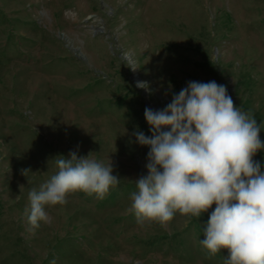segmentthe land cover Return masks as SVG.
I'll return each mask as SVG.
<instances>
[{"label":"rangeland","instance_id":"rangeland-1","mask_svg":"<svg viewBox=\"0 0 264 264\" xmlns=\"http://www.w3.org/2000/svg\"><path fill=\"white\" fill-rule=\"evenodd\" d=\"M190 81L224 85L264 141V0H0V264H225L200 243L215 204L167 228L129 211L145 108ZM71 151L111 161L120 184L70 193L29 231V191ZM254 160L264 170V150Z\"/></svg>","mask_w":264,"mask_h":264},{"label":"clouds","instance_id":"clouds-1","mask_svg":"<svg viewBox=\"0 0 264 264\" xmlns=\"http://www.w3.org/2000/svg\"><path fill=\"white\" fill-rule=\"evenodd\" d=\"M137 87L148 90L147 82ZM144 116L152 135L134 133L150 149L147 175L133 181L137 191L129 211L137 223L167 228L176 212L199 218L215 204L200 241L208 258L227 249L225 264H264V170L254 160L264 141L255 117L236 107L215 81H190L164 109L146 107ZM55 164L58 171L29 191V231L49 222L46 206L64 205L75 192L103 200L121 181L111 161L104 164L90 154L71 151Z\"/></svg>","mask_w":264,"mask_h":264}]
</instances>
